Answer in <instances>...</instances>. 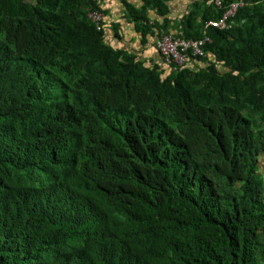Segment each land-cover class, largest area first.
Instances as JSON below:
<instances>
[{
    "label": "trees",
    "instance_id": "1",
    "mask_svg": "<svg viewBox=\"0 0 264 264\" xmlns=\"http://www.w3.org/2000/svg\"><path fill=\"white\" fill-rule=\"evenodd\" d=\"M169 1L123 3L143 36H210L177 70L98 0H0V264H264V0Z\"/></svg>",
    "mask_w": 264,
    "mask_h": 264
},
{
    "label": "crops",
    "instance_id": "2",
    "mask_svg": "<svg viewBox=\"0 0 264 264\" xmlns=\"http://www.w3.org/2000/svg\"><path fill=\"white\" fill-rule=\"evenodd\" d=\"M98 1L102 7L106 9L104 18L105 29L108 32V38L113 44L125 50L136 53L137 56L143 60L164 66V59L154 45L157 36L154 34H147L146 36H143L140 29H137L135 22L129 20L123 0ZM128 1L135 3L137 6L142 4V0ZM193 1L194 0H170V11L167 16L174 21L180 20L182 16H184L186 12L189 11V7ZM148 15L152 21V24L156 21H159L158 23H162L160 21H162L163 18L158 15L155 9H149ZM117 22L120 23V26H115ZM153 28H155V26H153ZM157 30L154 29L155 33H157ZM174 31L176 32V30H173L172 33H174Z\"/></svg>",
    "mask_w": 264,
    "mask_h": 264
},
{
    "label": "built area",
    "instance_id": "3",
    "mask_svg": "<svg viewBox=\"0 0 264 264\" xmlns=\"http://www.w3.org/2000/svg\"><path fill=\"white\" fill-rule=\"evenodd\" d=\"M217 5H221V0H215ZM243 5L242 1L234 2L224 12L222 17L216 20H209L206 22L207 27L227 28L228 18L233 16L238 8ZM90 18L101 29L104 14L100 11L93 10L89 13ZM212 39L205 35L198 39H186L175 37L173 34L163 33L155 42L156 49L163 55L165 62L172 68L177 70L188 63V52L192 51L194 55L204 56V47L210 43Z\"/></svg>",
    "mask_w": 264,
    "mask_h": 264
},
{
    "label": "clouds",
    "instance_id": "4",
    "mask_svg": "<svg viewBox=\"0 0 264 264\" xmlns=\"http://www.w3.org/2000/svg\"><path fill=\"white\" fill-rule=\"evenodd\" d=\"M214 2H215V0H214ZM242 2H243V1H242ZM215 4H216V3H215ZM243 4H244V3H243ZM216 5H217V4H216ZM218 6H219V5H218ZM97 11H98V10H97ZM100 12H102V11H100ZM102 13L104 14V18H105V13H104V12H102ZM104 18H103V21H102V25H103V22H105ZM205 28H206V26H205ZM162 34H163V33H162ZM162 34H161V35H162ZM169 34H171V33H169ZM161 35H160V36H161ZM173 35H174V34H173ZM174 36H175V35H174ZM175 37H176V36H175ZM158 38H159V37H158ZM158 38L155 39V42H156V40H157ZM181 38H183V37H181ZM155 42H154V45H155ZM155 48H156V47H155ZM160 54H161V53H160ZM161 55H162V54H161ZM162 56H163V55H162ZM163 59H164V58H163ZM164 63H166L165 60H164ZM166 64H167V63H166Z\"/></svg>",
    "mask_w": 264,
    "mask_h": 264
}]
</instances>
